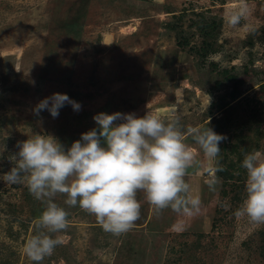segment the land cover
I'll return each mask as SVG.
<instances>
[{
  "label": "rangeland",
  "instance_id": "rangeland-1",
  "mask_svg": "<svg viewBox=\"0 0 264 264\" xmlns=\"http://www.w3.org/2000/svg\"><path fill=\"white\" fill-rule=\"evenodd\" d=\"M53 92L80 110L37 117L33 106ZM114 111L179 117L196 155L185 181L200 206L156 212L140 190L139 218L113 235L57 193L69 223L40 264H264V225L234 214L245 196L240 162L264 153V0H0V174L27 137L67 147L95 127L94 114ZM207 123L226 137L214 191L187 131ZM44 207L25 182L0 181V264H33L23 245Z\"/></svg>",
  "mask_w": 264,
  "mask_h": 264
},
{
  "label": "clouds",
  "instance_id": "clouds-1",
  "mask_svg": "<svg viewBox=\"0 0 264 264\" xmlns=\"http://www.w3.org/2000/svg\"><path fill=\"white\" fill-rule=\"evenodd\" d=\"M241 14L231 13L229 22L235 25ZM66 104L74 111L81 108L66 93L53 92L38 100L32 111L37 117L47 111L55 118ZM93 120L95 127L80 133L67 147L47 133L27 137L18 144L14 165L0 174V181L8 184L25 182L45 205L23 245L33 264H40L63 242L52 235L69 223L67 210L54 200L57 193L66 195V205L93 214L103 230L113 235L127 232L139 218L141 204L136 197L140 190L156 212L198 210L200 206L199 196L190 194L185 181L196 155L184 142L179 117L166 121L148 112L137 116L114 111L98 112ZM187 131L194 134L208 161L203 173L214 191L219 183L216 174L223 170L219 145L226 137L208 123L204 129ZM240 166L245 170V196L234 214L264 225V153H246Z\"/></svg>",
  "mask_w": 264,
  "mask_h": 264
}]
</instances>
